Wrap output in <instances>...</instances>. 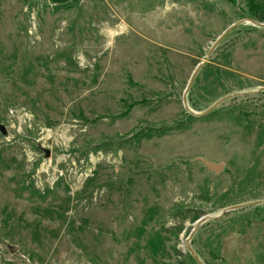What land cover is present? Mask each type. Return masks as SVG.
Returning a JSON list of instances; mask_svg holds the SVG:
<instances>
[{"label": "rangeland", "instance_id": "obj_1", "mask_svg": "<svg viewBox=\"0 0 264 264\" xmlns=\"http://www.w3.org/2000/svg\"><path fill=\"white\" fill-rule=\"evenodd\" d=\"M251 1L0 0V264H264Z\"/></svg>", "mask_w": 264, "mask_h": 264}, {"label": "water", "instance_id": "obj_2", "mask_svg": "<svg viewBox=\"0 0 264 264\" xmlns=\"http://www.w3.org/2000/svg\"><path fill=\"white\" fill-rule=\"evenodd\" d=\"M248 21L252 22L254 25H257V26H264L263 23H259L257 22L256 20H253V19H250L248 18L247 19ZM242 21H238V22H235L233 23L232 25H230L217 39L216 41L214 42L211 50L209 51L208 53V58L210 56V54H212L213 50L217 47V45H219L222 40H224L228 34L233 30V28H235L236 26H238ZM244 22V21H243ZM206 61L201 63L197 68H195L196 70L194 71L193 75H192V78H191V82L188 86V88L186 89L185 93H184V103H185V107L187 108V110H189L190 113L194 114V115H206L208 112L214 110L218 105H220L222 102L226 101L227 99H231L233 97H237V96H245V95H248V94H253V93H258V92H262L264 91V87L263 88H260L258 90H256L255 92H250V93H235V94H232V95H228V96H225L223 97L222 99H220L219 101H217L215 104H213L209 110H207L206 112H203L201 114H196V113H193L189 107H188V104H187V94L189 92V90L191 89L196 77L198 76L200 70L204 67ZM0 131L3 133V134H6L7 133V130L5 128V125L3 124H0ZM46 153L47 155L50 154L49 150H46ZM50 156V155H49ZM201 161L202 163H204L210 170H213L215 172H219V170L222 168L223 164L222 163H213V162H210L208 160H206L205 158H201ZM259 204H264V200H259V201H255L253 203H250V204H247V205H259ZM243 207V205H235V206H232L230 208H228L227 210H225L221 215H218L216 218H219L221 216H223L225 214L226 211L228 210H234V209H239ZM212 217H209V216H203L201 217L198 221H197V224H196V227L194 228V230L192 231L191 235L189 236V239L188 241L191 240V238L194 236L197 228L199 227L200 224H202L205 220H208ZM188 249L190 251V253L192 254V256L195 258L196 262L198 264H204L202 262V260L199 258V256L194 252V250L192 249V247L188 244Z\"/></svg>", "mask_w": 264, "mask_h": 264}, {"label": "trees", "instance_id": "obj_3", "mask_svg": "<svg viewBox=\"0 0 264 264\" xmlns=\"http://www.w3.org/2000/svg\"><path fill=\"white\" fill-rule=\"evenodd\" d=\"M251 7V18L255 19L258 22L264 21V9L260 5H257L254 0L250 3Z\"/></svg>", "mask_w": 264, "mask_h": 264}]
</instances>
